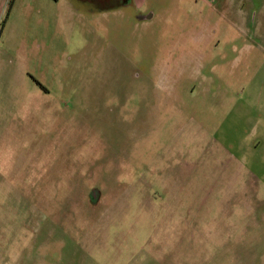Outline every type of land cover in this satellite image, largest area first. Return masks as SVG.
Instances as JSON below:
<instances>
[{
  "label": "rangeland",
  "instance_id": "1",
  "mask_svg": "<svg viewBox=\"0 0 264 264\" xmlns=\"http://www.w3.org/2000/svg\"><path fill=\"white\" fill-rule=\"evenodd\" d=\"M9 1L0 264H264V0Z\"/></svg>",
  "mask_w": 264,
  "mask_h": 264
},
{
  "label": "flooded vegetation",
  "instance_id": "2",
  "mask_svg": "<svg viewBox=\"0 0 264 264\" xmlns=\"http://www.w3.org/2000/svg\"><path fill=\"white\" fill-rule=\"evenodd\" d=\"M96 1L100 9H106V7L109 6L120 5L123 2V0H96Z\"/></svg>",
  "mask_w": 264,
  "mask_h": 264
},
{
  "label": "trees",
  "instance_id": "3",
  "mask_svg": "<svg viewBox=\"0 0 264 264\" xmlns=\"http://www.w3.org/2000/svg\"><path fill=\"white\" fill-rule=\"evenodd\" d=\"M12 1H13V0H10V1H9V7L11 6ZM54 1H56V0H54ZM9 7H8V10H9ZM7 15H8V13H7Z\"/></svg>",
  "mask_w": 264,
  "mask_h": 264
},
{
  "label": "water",
  "instance_id": "4",
  "mask_svg": "<svg viewBox=\"0 0 264 264\" xmlns=\"http://www.w3.org/2000/svg\"><path fill=\"white\" fill-rule=\"evenodd\" d=\"M145 17H146V18H147V17L150 18L151 15L149 14V15H147V16H143V17H140V18H145Z\"/></svg>",
  "mask_w": 264,
  "mask_h": 264
},
{
  "label": "crops",
  "instance_id": "5",
  "mask_svg": "<svg viewBox=\"0 0 264 264\" xmlns=\"http://www.w3.org/2000/svg\"><path fill=\"white\" fill-rule=\"evenodd\" d=\"M97 2V1H96ZM137 3V2H136ZM137 4H140V3H137Z\"/></svg>",
  "mask_w": 264,
  "mask_h": 264
}]
</instances>
